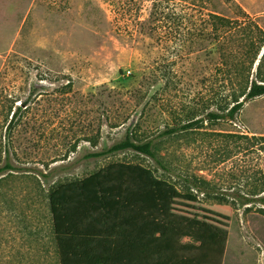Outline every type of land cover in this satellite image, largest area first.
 <instances>
[{"label": "rangeland", "instance_id": "1", "mask_svg": "<svg viewBox=\"0 0 264 264\" xmlns=\"http://www.w3.org/2000/svg\"><path fill=\"white\" fill-rule=\"evenodd\" d=\"M54 1L0 0V47L9 46L0 53V167H15L0 174V264H59L49 194L111 164L172 183L171 223L183 218L217 236L206 241L209 257L264 264V96L234 120L207 119L226 115L246 86H219L221 22L212 15L232 23L244 55L234 27L251 19L264 31V0H167L158 29L155 0ZM191 119L203 122L159 138ZM128 131L154 140L172 172L134 151L86 158Z\"/></svg>", "mask_w": 264, "mask_h": 264}, {"label": "trees", "instance_id": "2", "mask_svg": "<svg viewBox=\"0 0 264 264\" xmlns=\"http://www.w3.org/2000/svg\"><path fill=\"white\" fill-rule=\"evenodd\" d=\"M51 2L56 5L54 0ZM169 9V1L155 0L151 14L155 29L163 25L167 18L164 11ZM243 17L247 15L243 13ZM212 18L221 22L216 25L214 35L222 60L217 71L221 79L217 80L219 86L230 89L242 79L246 86L243 100H237L226 115L210 113L207 119L234 120L247 102L264 96V31L251 19L238 20L234 28L244 33L239 46L248 49L247 54L241 55L234 47L232 23L217 15ZM15 117L16 113L11 124ZM201 122L202 119H191L158 136L187 132ZM153 145L154 140L137 142L128 131L110 148L89 153L86 158L100 159L134 151L171 173L172 169L154 151ZM7 171H15L8 159L0 167V174ZM185 180L193 188L203 190L198 182ZM175 191L172 183L159 178L151 169L127 164H111L83 180L58 186L48 200L59 264H162Z\"/></svg>", "mask_w": 264, "mask_h": 264}, {"label": "crops", "instance_id": "3", "mask_svg": "<svg viewBox=\"0 0 264 264\" xmlns=\"http://www.w3.org/2000/svg\"><path fill=\"white\" fill-rule=\"evenodd\" d=\"M8 48L0 47V53ZM170 230H173L172 235ZM216 239L215 235L209 238L206 231L203 233L200 224L191 225L183 218L171 223L170 217L162 264H223L220 253L216 261L207 252L206 241L216 243Z\"/></svg>", "mask_w": 264, "mask_h": 264}]
</instances>
